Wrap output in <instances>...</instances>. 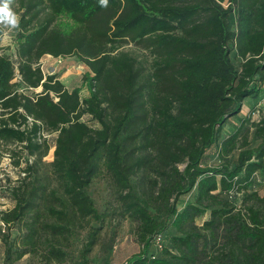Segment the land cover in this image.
Instances as JSON below:
<instances>
[{
	"label": "trees",
	"instance_id": "obj_1",
	"mask_svg": "<svg viewBox=\"0 0 264 264\" xmlns=\"http://www.w3.org/2000/svg\"><path fill=\"white\" fill-rule=\"evenodd\" d=\"M10 7L20 21L12 37L22 80L0 54V144L23 146L29 163L10 190L15 206L0 212L3 264L28 254L63 264L87 229L80 264L96 246L111 254L114 237L101 236L108 214L89 194L104 175L115 212L138 223L142 249L121 264H264L256 180L264 177V0H13ZM6 29L0 25V40ZM47 55L83 63L89 96L45 74ZM249 98L257 146L242 122L227 133ZM45 131L57 135L54 146ZM214 147L218 166L207 163ZM15 224L23 234L9 241L4 232Z\"/></svg>",
	"mask_w": 264,
	"mask_h": 264
},
{
	"label": "rangeland",
	"instance_id": "obj_2",
	"mask_svg": "<svg viewBox=\"0 0 264 264\" xmlns=\"http://www.w3.org/2000/svg\"><path fill=\"white\" fill-rule=\"evenodd\" d=\"M12 36L13 29H6V34L0 40V52L6 51L14 62V64H18L19 60L18 57H16V52L12 51L13 48L11 47V45L14 44V39ZM125 50L133 51L136 55L143 59V61H146L145 66L150 64L152 61V57H150V54L148 52H145L133 45H128ZM45 57H43V59ZM235 62L237 64L239 63L237 60ZM42 63L41 65L45 74L51 72V69L59 67L58 70H60V72L56 74L60 78L62 74L69 71V75L64 77L65 83L67 84L65 86L68 87L70 90H73L74 88H79L81 90L82 98L89 96V91L87 87L83 85V76L87 70V67L83 63L78 61L76 57H69L65 61V63H63V65L57 64L55 60L51 58H49V60H44ZM16 88L20 90V93H24L30 96H34L36 94L35 91H32L27 88H22L19 85H17ZM37 91L40 92L41 89H38ZM250 100L251 98L246 99L244 103V109L242 111L243 114H241L243 118H241L240 121H235L234 125H227V133H232L238 126H240L242 122L243 134H246L248 136L252 146H257L260 143V140L255 137V129L253 127V124L250 122V119L248 118V114L250 113L251 107L247 108V102H249ZM245 108L247 109L245 110ZM83 121L93 128L101 129L97 121L94 120L88 114H85L83 116ZM44 136L46 137L48 144L54 146L57 135L54 133L49 134L45 131ZM22 147L23 146L0 144V212L10 210L15 206V201L12 197V193L10 190L14 185H17V181L19 179H22L24 177V174L22 173L29 163V158L27 157L26 153L22 151ZM14 150L19 153V156H17L16 158L13 154ZM51 156L52 155L49 153V155L43 159V163H50L52 161L50 160ZM236 157V153L233 154L229 158V162H234ZM17 159H19L21 163L19 167H15L14 165V162ZM30 161H33V158H31ZM222 162V159H220L218 155L217 147H214L212 157L207 163L211 166H218L221 165ZM256 180L257 190L263 194L264 177L259 176V179ZM89 194L93 198L98 210L101 212H106L108 214L107 219L101 227V236L103 238V241L109 242L111 237H114L115 241L113 252L111 254H107L102 246H96L93 252L88 257V264H110L112 261L121 264L129 260L135 254L139 253L142 247L141 245H139L136 238V230L138 223L131 218H121L119 214L115 212L114 208L117 206L116 196L113 195L110 188V182L105 175L97 179L91 185L89 189ZM193 199L194 194L184 197L179 202V207L182 208L184 205L188 204L189 202H192ZM204 219L205 217L198 218L197 223L201 225ZM1 227H3V225L0 222V228ZM21 227V224H15L12 225L8 230H6V232H4L5 235H8L9 241H14L21 237V235L23 234ZM2 235L3 234H0V264H3L4 262V253L6 248V243ZM87 235L88 229L84 231H79L76 234L75 238L73 239V246L71 248L70 256L68 257V260L63 264H80V253L84 243L86 242ZM16 264H45V261L39 256H32L28 254Z\"/></svg>",
	"mask_w": 264,
	"mask_h": 264
},
{
	"label": "clouds",
	"instance_id": "obj_3",
	"mask_svg": "<svg viewBox=\"0 0 264 264\" xmlns=\"http://www.w3.org/2000/svg\"><path fill=\"white\" fill-rule=\"evenodd\" d=\"M13 0H0V25H4L13 29L19 28V18L10 7ZM102 6H107L108 0H100Z\"/></svg>",
	"mask_w": 264,
	"mask_h": 264
},
{
	"label": "built area",
	"instance_id": "obj_4",
	"mask_svg": "<svg viewBox=\"0 0 264 264\" xmlns=\"http://www.w3.org/2000/svg\"><path fill=\"white\" fill-rule=\"evenodd\" d=\"M5 34H6V32H5ZM5 34H4V35H5ZM4 35H3V36H4ZM14 45H15V42H14L13 45H11V47L13 48L12 51L15 52V47H14ZM3 53L8 54L6 51H4V52H0V54H3ZM16 57H17V56H16ZM49 58L54 59V60L56 61L57 64H62V65H63V63H65V61H66L69 57H57V58H55V57L49 55ZM41 63H42V62H41ZM78 63H79V62H78ZM42 65H43V63H42ZM15 69H16L15 81L19 82V81L22 80V77H21V75H20V73H19V71H18V64H15ZM48 74H50V73H48ZM52 74H53V73H52ZM260 108H264V98H263V100L260 102V104L258 105V109H260ZM253 115H255V113H253ZM256 178L259 179V176H256ZM0 222H1V221H0ZM2 225H3V224H2ZM156 243L160 246V240H157Z\"/></svg>",
	"mask_w": 264,
	"mask_h": 264
},
{
	"label": "crops",
	"instance_id": "obj_5",
	"mask_svg": "<svg viewBox=\"0 0 264 264\" xmlns=\"http://www.w3.org/2000/svg\"><path fill=\"white\" fill-rule=\"evenodd\" d=\"M44 60H49V55H47L41 62H43ZM54 62V61H53ZM56 62V61H55ZM51 63V62H50ZM58 68L59 67H56V68H53V69H51V72H48V73H50V74H58L59 72H60V70H58ZM69 75V71H67V72H65L64 74H62V76L59 78V80L62 82V83H64V85H67L66 83H65V80H64V77H66V76H68ZM67 89H69L68 87H66ZM70 90V89H69ZM254 104V101L253 100H250L249 102H247V108L248 107H252V105ZM247 108H245V110L247 109ZM243 109H244V107H243ZM243 114V113H242ZM238 123V122H237ZM239 124V123H238ZM228 132V131H227Z\"/></svg>",
	"mask_w": 264,
	"mask_h": 264
}]
</instances>
